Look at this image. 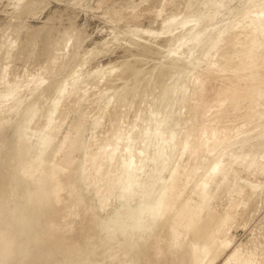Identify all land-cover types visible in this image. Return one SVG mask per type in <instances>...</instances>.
<instances>
[{"label":"rangeland","instance_id":"374dc122","mask_svg":"<svg viewBox=\"0 0 264 264\" xmlns=\"http://www.w3.org/2000/svg\"><path fill=\"white\" fill-rule=\"evenodd\" d=\"M72 1L73 3L71 2V0L65 1L66 4L63 3V5L62 2H57V0H46L45 3L46 5L48 3V5L46 6L44 4V6H41L36 16H31L28 18V15H23L25 18H22L23 16H18L19 13L17 14L16 11L18 10L19 6H23L24 0H0V20L2 19L1 16H3L4 20V22L2 20L0 21V34H2V31H4L5 29L4 34L0 35V45H4L6 42L11 43L12 34H17L15 33L17 32V28H20L19 30H24L22 28H27L28 31H32L33 27L31 26L32 24L29 21H35L36 19L39 20L41 22L39 28L40 30H44V28H41L43 26H45L46 29H48L50 25L54 26V21L51 22L52 24L49 23L54 19L55 16L51 14H55V11L56 14H58L57 12H59V14H62V12L65 11L66 8V10H68L69 8V10H73H70V14L71 12L72 14L73 12H75V15H73L74 18L76 17L75 21H72L73 18L71 15L70 18L68 15H66L71 22L68 23V19L66 17L64 18V20H62V24L64 23V27L68 26L70 28V24L74 22L72 24L74 26L72 27L77 26L75 31L78 32L76 37L73 36L74 38L72 40V45L69 48L71 51L68 49L65 52V54L71 56V52L80 50L85 41L94 39L92 37H95V39H103L104 34H102V32H104V30H106L107 28L105 25H110L109 27L112 30L113 36H115V32L116 35L118 34L120 35V37L122 36V38L119 39L124 40L128 35L135 38L140 35H138V33L134 31L135 27L139 26L145 30H152L150 28L154 20H156L157 18L159 19L162 16H166L167 14L172 15L176 13L170 9L174 6L180 8V11H183L185 15L190 13L199 16L200 8L202 5L201 2H203V0H192L193 3L191 6L187 4L190 2L189 0H187V2L186 0H180V5L178 4L179 2L173 4L174 6H171L170 4L169 6L164 5L161 9V14H159V12H155L156 10L154 9H156V6L160 1L157 2L158 0H150V3L149 1L145 0V3L141 4V6L143 7L140 6V10L137 9V11L141 14L137 13V15L135 16L131 15L121 17V19H119L118 21L110 23L106 18L105 12H102L100 10L101 8L107 10L111 5L112 0ZM181 2H183L184 4ZM57 3H60L61 6ZM53 4H55L56 6H54L55 9L54 7H51V5L53 6ZM57 5L62 9L66 6L67 7L64 10H61L60 7L57 8ZM71 5L73 7H71ZM25 6L23 8H26ZM48 7L53 8L52 11ZM244 7L245 5L242 0H224V2L220 4L219 8L223 12H225L228 17L236 19L240 16ZM191 8L193 9L191 10ZM79 9H82L81 11L83 12H80ZM49 10L52 13L48 15L46 13H48ZM110 10L108 9L107 12ZM60 11L62 12L60 13ZM88 11H91V15H89L90 13H88ZM99 11L102 12L101 15L99 14ZM14 13L16 16L14 15ZM40 14L43 15V17H40ZM83 14L84 17L81 16ZM100 16L102 17V19ZM79 18L81 20H79ZM48 19H50V21ZM65 19L67 22L65 21ZM100 19H104V22ZM26 21H28L29 23L26 24ZM56 21L58 20L56 19ZM78 21L80 22V24L78 23ZM15 22L18 25L21 23L19 27L16 28L17 24ZM86 22L90 26H88ZM12 23H14L15 25H12ZM78 24L81 27H79ZM99 24H101V26ZM215 25V22L206 25H203L201 22V24L198 25L197 28H200V35L204 40L207 39L209 33L212 31V27H214ZM133 26L135 27L132 29ZM29 27L30 29H28ZM98 27H100V29ZM86 28H91L94 35H92V37H89L87 40H84V38L86 39V37H84L85 33L87 32ZM53 29L50 30L52 31ZM28 31L26 32L27 36L25 35L26 33H24V37L26 36L25 40L29 41L30 44H27L29 42H23L24 45L22 44L23 46L27 44V49L31 45V41L29 40V38L32 36L31 32L29 31V34ZM75 31L74 33L76 34ZM50 32L47 33V36H49ZM55 33L50 34L51 39L53 38V35H55L54 38L59 35V31L57 32L58 34ZM7 34H10V39L8 41H6ZM110 36L108 37L110 38ZM27 37L28 40L26 39ZM115 37L118 38L119 36ZM34 38H32V41H34ZM81 38L84 41L83 43ZM35 39H37V37ZM111 39L114 40V37H112ZM107 40L108 39H106L105 41L104 39V42L102 41L103 44L106 42L103 46L106 50L102 48V51L100 48L101 51L99 50V52L101 53L96 55L97 57H95L94 62L96 63V60L100 61L98 59L100 56V59L102 58L103 65L108 61L119 62L122 59L124 60L125 56H127L128 54L127 50H129V46L128 49H126L127 47H121V49L114 41L110 43L108 42L110 40ZM74 43L78 45L75 46L76 44L74 45ZM114 43L117 45V47H115L116 45ZM228 44V42L225 43V45ZM36 45L39 46L38 44ZM36 45L35 47L34 45H32L31 47H29V49L32 51L31 48L34 47L35 49L33 50L36 51ZM111 45H113V48L115 47L114 53L117 51V56L116 53H113L112 57L109 60H106L105 56L103 58V55H109L106 54V52L113 49ZM149 45V43H146V47L144 48H147ZM23 46H21V48ZM74 47L76 48V50H74ZM18 48V46H15L11 54V57L12 55L13 57H7L5 60H8V58H10L9 60L12 59V62L16 63L14 59H19V57H21L19 53H21L23 49L19 48V52ZM38 48L41 47L39 46ZM16 49H18L17 57L15 56L17 55L15 54L17 52ZM44 51L43 53H41L40 49L41 55L37 53V51V55L35 53L33 56H30L31 52L27 50V53L29 52V56H26L25 52V56L27 58L25 59V63L21 62L22 60L19 61V64L21 65L19 66L22 68L20 71V76L17 78V80L13 79L11 82H9L5 79V77L0 79L1 112L5 111L7 107L15 102L14 96L16 93L19 92L20 96H23V94H25L24 96L26 97L28 93L32 92L35 89V83L43 75V70L42 68H40V62L43 61L46 57L45 55L47 53L44 54ZM68 51H70V53ZM160 51L164 52L163 50ZM23 54L24 53H22V55ZM174 54L177 55L178 53ZM215 54L216 49H213L212 52L206 51L204 54L200 53L198 55L196 63H194V66L191 65L187 67V64L184 61L183 63H181V61V64L177 67L175 75L169 80L168 83L173 82V85L174 83H176L175 85H177L178 81L180 79H183L182 83L179 85V88L173 91L174 95H177V103L175 102L176 104H174V107L170 108L166 116L165 123L169 122L170 127L162 124L158 129L157 127H154L146 130V133L150 134V137H153L155 159L150 162V164L148 165L149 167L147 166L146 171L139 174V177L137 178V181L135 183L134 195L132 197L129 196L128 189H125L123 187V184L119 181L123 176V171H121L122 173L119 172L117 175V177H119L120 179L110 184V172L108 171V173H105L104 176L103 169L97 166L96 160L89 162L86 159L85 153L83 152L80 154V158L78 160H74L77 157L74 145L81 129L85 127L87 123H92L95 119L88 116V111L85 108L87 99L90 97L91 90H87L86 93L79 98V100L77 101V105L75 106L76 108L74 107L73 110H67L65 103L73 102L74 97L82 93V86L84 85L83 81L85 80L87 84L91 81L92 75L99 71L101 67H103L101 61L99 62L100 64L96 63V65L94 63V65L93 59L91 58L92 61L91 59H88L85 63L79 64L80 66H76V62L78 61V59L73 58V60L70 58V61L68 60L69 62L67 61L66 65L63 64L64 67L62 66V70L60 71V73L58 72V75H55L53 81H56L55 79H57L58 81V79L64 76L66 77V71H69L72 67L76 66L75 70L72 71V74H70V76L73 75V80L67 82V84L59 89V93L62 99L60 101H56L50 107L49 112L47 113L48 121H51L56 117V115H58L57 113H59L60 109L67 111V121L64 125L65 133H62V135L60 134V138L65 134L66 136H68V141L65 140L60 146H58V142H56L55 144H53V148L51 149L50 145L53 142L52 136L49 134L45 136L43 143L48 145V148L50 149L49 153L51 154V159L50 157H46L48 159H46L43 164L32 167L33 163L36 162V150L31 151V143H33V139H37V135H41V128L28 127L27 130L23 132L24 137L21 140L16 141L18 138V134L12 135L9 139H6L1 135V132L5 127V123H0V257L6 256L9 264H196V255L201 250V248L204 247L202 241H204L205 239H212L214 240L213 249L203 259L202 264H225L226 262L228 264H246L245 260L246 258L248 259V257H251L250 262L253 259L263 261L264 241H259L257 245H254V235L252 234V231L257 230V226H259L258 224L262 223L264 215V205L261 207L260 212L254 217V220L249 222L248 224H245L244 222L242 223L243 215L236 219L232 228L229 230L230 235L234 236H232L233 240L230 244L223 245L222 241L215 237V235L217 231L216 222H218L224 215V212H220L221 206L219 205L223 202H228L230 196L229 192L224 191L223 188L225 186H230L234 190L235 198L245 201L243 204L242 213H246L252 203L253 196H255L253 195V193H251V189L253 187L260 188L264 185V169L258 170L257 168L259 166H256L257 164H260L264 159L257 160L255 157H249L247 155V162L242 163L237 168L235 167L234 163V161L237 159L235 157L226 162V164L224 163L222 167L215 165V182H213L207 188V192L203 196H199L193 192V184L192 182L189 183L188 178L183 180V175L185 173L187 174V170L188 174L193 173L196 169V166L200 164L199 161L203 158L202 155L206 153V151H204L205 148L196 149V147L191 145L190 140L187 137V133H185L186 128L190 123L188 119H192L194 116L192 110H190V112H186L188 111L187 108L189 106L195 107V111L198 114H201L204 109H207L206 115L202 116L204 118L201 117L200 121H206L209 125L214 120L215 115L222 116L225 111L223 109L224 104L229 100L232 89L235 86V84H228L226 86H223V83L225 81L218 78V75L216 74H214V76H216L217 78L214 77L212 79L208 78V76L206 75L207 73H213L215 71L214 68L216 65L211 61L212 57ZM143 55L136 56L139 57L138 59L135 57L134 61L137 60V63H134L135 65H138L140 58V61H143L144 59L146 61V58L144 57L145 55ZM38 56L40 57V61L37 60L39 64H37L35 61L33 62L32 60L37 59ZM47 56H49V54ZM41 57H43V60H41ZM30 60L35 64H33V68L31 67L32 65H30ZM168 60H170L171 62L175 59L171 57L168 58ZM133 62L132 65H134ZM1 64L2 62H0V65ZM87 64H90L89 67ZM35 67H37L36 69L38 70H35ZM130 67H132L131 64ZM141 67L142 66H140V69L139 66L137 67V71L139 73H142L139 77H141V75L143 76L145 70L147 71L148 69L147 67H144V65L142 68ZM63 68L65 69L63 70ZM130 69L131 68H129L128 70L130 71ZM195 71L197 72L195 73ZM147 74L148 71L145 75ZM144 76L142 77V79L144 78ZM242 80L245 82L244 78L241 77L238 82H241ZM141 81L142 80H140V82ZM243 81L241 83L244 86L245 83ZM140 82H138L137 84H139ZM105 88L106 87L102 89V92H105ZM240 94L244 97L247 92L243 88ZM178 102L180 104H184L185 102V104L183 107H179L180 104ZM104 103L110 105L109 99L106 98V102ZM177 104H179L178 107H176ZM17 106L18 104L13 108L15 114H18L22 108L21 106ZM249 109L250 108H248L247 110ZM250 110L247 111L246 116L248 117H235L231 123H228L226 117L220 118L221 123L219 122L216 128H226V134H224L222 143L233 133L237 135L239 139L238 141L243 142L244 144H248V146H253L255 142L259 141L257 139H260V136L254 135L256 133L255 130L258 129V125H261V122L259 123L255 120V117H257V115H254V113L251 112L252 110ZM36 118L39 122L43 120L39 112L37 113ZM249 120H251V124L247 125V122ZM98 125L100 126V124ZM169 129L172 130V136L174 137L175 141V156L173 157L171 155L164 158L162 143L168 141L166 140V137L168 136ZM214 139L217 140L218 137ZM94 141H97L96 137H94ZM191 149L195 151H192ZM210 163L211 161L209 160L205 164L204 168L207 167ZM165 164L170 165L171 171H162V168L165 166ZM33 169L35 170L33 171V173H31V170ZM228 174H231L232 177L226 178L228 177ZM162 176H164L166 179V183L164 184L165 186L161 185ZM224 179H226L225 182ZM180 180L182 181L180 182ZM243 184H245L244 188H242ZM166 200H168L167 205L164 204ZM134 208H140L141 214L144 218V229L137 231L126 241H124L125 238H123L124 235L122 234V230H118L117 236L118 239L122 242L120 245H118L117 239L101 242L100 239L104 236L103 234L105 232V227L111 225L112 223H118L119 221L122 222L123 219L127 220V214L129 213V210ZM206 212L207 215H205ZM190 214L198 215L193 220L196 225L192 223L193 221L190 222L191 224L185 223V220ZM201 215L205 218H208L207 222H204V220L202 221V219L200 218ZM231 221H233V218L231 219ZM203 225L205 231L202 233L203 236L198 238L199 235L196 236L194 230L195 228L201 227ZM131 230L132 229L128 231L130 232ZM89 241L90 243H92L91 245H89ZM137 243L139 247L136 246ZM251 243L253 244V246L251 245ZM87 245H89V247ZM134 245L137 248H133ZM243 245H247L251 248H241L238 250V252L234 253L237 247L239 248ZM116 246H118V248Z\"/></svg>","mask_w":264,"mask_h":264},{"label":"bare ground","instance_id":"6f19581e","mask_svg":"<svg viewBox=\"0 0 264 264\" xmlns=\"http://www.w3.org/2000/svg\"><path fill=\"white\" fill-rule=\"evenodd\" d=\"M58 1L60 3L62 2L63 4L65 3V1H70V0H57V2ZM146 1L150 2V0H146ZM189 1L190 2L187 4L192 6L193 1L192 0ZM45 2L46 0H24L23 6H19L17 10L18 12L16 11V13L17 14L19 13L18 16L21 17L23 15L26 16L28 15V18L31 16H36L40 7L44 6V4L46 5ZM71 2L73 3L72 0ZM157 2H159V4L157 3L158 5L154 10H156L155 12H159V14H161L162 12L161 9L163 8L164 5L169 6L170 4L172 6L177 2H179L178 4L180 5V0H158ZM222 2H224V0H203V2H201L202 5L200 8L199 16L190 13L185 15L183 11H180V8L173 5L174 7L170 9L176 13L172 15L167 14L166 16H162L159 19L157 18L156 20H154L150 28L152 30L149 31L139 26L137 27L133 26L132 29L135 27L134 31L138 33V35L140 34L138 37L135 38L129 35H128L129 37L125 35L127 37L126 39L124 38H123L124 40L119 39L122 38V36L120 37V35L118 34L116 35V32L114 33L115 36H119V37L117 38L113 36L112 30L109 27L110 25L108 26L105 25L107 28L106 30H104V32L105 31L106 32L105 33L102 32V34H104L103 36L104 38L95 39V37H92V35H94L92 29L86 28L87 32L85 33V36L83 35L84 37H86V39L83 37L84 40H87L89 37H92L94 39L90 38L91 40L85 41V43L80 48V50L71 53H70L71 50L69 48L72 45L73 38L76 37L78 32L75 31L77 26L72 27L74 26L72 25L74 22L70 24V28L68 26L64 27L65 26L64 23L62 24V20H64V18L66 17L68 19V16L69 18L72 16L73 18V20L71 19L72 21H75L76 18L73 17V15H75L74 14L75 12H73V14L71 12L70 14L71 9L69 10L68 8L69 11L66 10L67 6L65 7L66 9L65 8L62 9L60 7L61 6L60 3H57L60 5V6L57 5V8L60 7L61 10L65 9V11L63 12L60 11V13L62 12V14H59V12H57L58 14H56V11L55 14H51L53 8L48 7L49 9H51V11L50 10L49 12L47 11L48 13L46 14L48 15L51 14L53 16L54 15L56 16V17L54 16V19L51 21L50 19H48L50 21L49 23H51L52 21L55 22L56 19L58 21H56L55 23L53 22L54 26L50 25V27L48 26L49 28L47 27L48 29H46L45 26L41 27L44 28V30L41 29L43 31L39 29L41 22L36 19L38 16L35 18L36 19L35 21H29L32 24L31 26L33 27L32 31L29 30L32 36L30 37L28 35L30 37L29 40L31 41V45L29 47H31L32 45H34L35 47V45L38 44L41 48H38L39 46L36 45L37 46L36 51L33 50L35 49L34 47L31 48L32 51L29 49V47L28 49L26 47L30 44L29 41L25 40V37L27 36L26 32L28 31L27 28H22L24 30H19L20 28L18 29L17 27H19V25L22 22L20 21L21 23L19 22L20 23L19 25L15 22L18 25V26L16 25L17 32H15L17 34L16 35L12 34V42L11 43L6 42L4 45H0V62H2V64L0 65V79L5 77V79L9 82H11L13 79L17 80V78L20 76V71L22 68L20 67L21 65L19 64V61L22 60L21 62L25 63V59H27L26 56L29 54V52H31L30 56H33L37 51H38L37 53L41 55V53H43L44 50L47 51V52L44 51V54L46 53L47 54L45 55L46 57L44 58V60L43 57H41V60L43 61L40 62L41 65L40 68H42L43 70V75L35 83L36 86L35 89L33 91L31 89L32 92L28 93L26 97L24 96L25 94H23V96H20L19 92L16 93L14 96L15 102H13L9 107H7L5 111L3 112L0 111V123H5V127L3 128L1 135L4 136L6 139H9L12 135L18 134V138L16 140L18 141L24 137L23 132L26 131L28 127L41 128L42 129L41 135H37V139H33L34 141L33 143H31L32 144L31 151L36 150V154H35L36 162L33 163L32 167L43 164L46 161V159H48L46 157H50L51 159V154L49 153L50 149L48 148V145L43 143L45 136H47L48 134L52 136L53 142L50 145L51 149L53 148L52 147L53 144H55L56 142H58V146H60L61 144H63L65 140L68 141V136H66L65 134L63 135V137L60 138V134L62 135V133H65L64 125L67 121L66 119L67 111L60 109L59 113H57L58 115H56L54 119L48 121L47 118V113L49 112L50 107L56 101H60L62 99L59 93V89L65 84H67V82L73 80L72 79L73 75L70 76V74H72V71L75 70L76 66L85 63L88 59L90 60L91 58L93 59V64L95 63L94 61H95V57H97L96 55L101 53L99 52L100 48L101 50L102 48L104 49L103 46L106 43L105 42L103 44L104 39L105 41L106 39L110 40V41L107 40L110 43L114 41L116 44H118L120 48L127 47L126 49H128L129 46V50H127L128 51L127 56H125L124 60L122 59L119 62L108 61L106 63L104 62L105 64L103 65L102 58L100 59L101 56L98 55L100 56L98 59L102 62L103 67H101L99 71H97L95 74L92 75V79L88 84L86 83L85 80L83 81L84 84L82 86L83 91L78 96L74 97L73 102L71 103L68 102L65 104L67 110L68 109L73 110L74 107L77 105V101L79 100V98L83 94H85L87 90H91L90 97L87 99L85 108L88 111V116L93 117L95 119L92 123H87V125H85V127L81 129L79 136L77 137V140L74 145V149L77 153V157L74 160L75 161L78 160L82 152L85 153L86 159L89 162L96 160L97 166L103 169V175L105 173H108V171L110 172V178H109L110 184L120 179L119 177H117V175L119 172L122 173L121 171H123L122 174L123 176L119 181L123 184V187L125 189H128L129 191L128 194L130 197H132L134 195L135 183L137 181V178L139 177V174L146 171L147 166L150 164V162L153 159H155L153 137H150V134L146 133V130L154 127H157L158 129L162 124H165L166 126L170 127L169 122L165 123L166 116L170 108L174 107V104L177 103L176 102L178 100L176 97L177 95L175 96L173 91L179 88V85L182 83L183 79H180L179 80L180 82L178 81L177 85H175L176 83H174L173 85V82L168 83L169 80L175 75L178 65L183 63V61L187 64V67L191 65L194 66V63H196L198 55L200 53L204 54L206 51L212 52L213 49H216V54L212 57L211 60L216 65L214 68L215 71L213 73H207L206 75L210 79L216 77L214 76V74L218 75V78H220L221 80L223 79L225 81L223 83V86H226L228 84H235L234 88L232 89V93L229 100L224 104L223 109L225 111L222 114V116L215 115L214 120L213 121L211 120L212 123L209 125L206 121H200L201 117L206 115L207 109L206 110L204 109L202 113L200 112L201 114H198L195 111L196 110L195 107L189 106L187 108L188 111H186V112H190V110H192L194 113L193 118L188 119L190 123L186 128V132H185L187 133V137L190 140V144L196 147V149L205 148L204 151H206V153L204 152L205 154L202 155L203 158L199 161L200 164L196 166V169L194 170L193 173L188 174V170H187V174L185 173L183 175V180L188 178L189 183L192 182L193 184L192 186L193 192L199 196H203L204 194H206L207 188L213 182H215V165L222 167L224 163L226 164V162H228L229 160L235 157L237 159L234 161V163H235V167L237 168L242 163L247 162L246 161L247 155L249 157H255L257 160L264 159V126H263L264 124L263 123L264 122V0H242L245 7L242 10L240 16L236 19H232L228 17V15L219 8ZM143 3H145V0H118V1L112 0L111 5L108 7L109 10L111 9L110 11L107 12L108 9L104 10L103 8H101L100 11L105 12L108 22L113 23L121 19V17L131 16V15L135 16L137 15V13L141 14L137 11V9H139L141 4ZM24 6L26 8H23ZM54 6L55 4H53V6L51 5V7ZM71 7L73 6L71 5ZM193 8H191V10ZM79 10L80 12H83L81 11L82 9ZM90 12L88 11V13ZM102 12H100L99 14L101 15ZM89 15H91V13ZM58 16L61 18H59ZM81 16L84 17V14ZM40 17H43V15H41ZM1 18H2L1 20L4 22L3 16H1ZM22 18L25 17L23 16ZM69 20L70 19H68V23L71 22ZM79 20L81 19L79 18ZM26 22H27L26 24L29 23L28 21ZM201 22L203 25L213 22L216 23V25L212 27V31L209 33L206 40H204L201 37L200 28H197L198 25L201 24ZM78 23L80 24L79 21ZM12 25L15 24L12 23ZM99 25L101 26V24ZM88 26L90 25L88 24ZM53 28L57 31H55ZM98 28L100 29V27ZM28 29H30V27ZM50 29H53L54 31L53 30L51 31ZM47 30L49 32L51 31L50 34L51 33L53 34L55 32H56L55 34H58L57 32L59 31V35H57L56 38H54L55 35H53L54 39L53 38L51 39L50 34L49 36H47V33H49ZM74 31L76 32V34L74 33ZM4 32L5 29L4 31H2V34L0 35H3ZM24 33H26L25 37H24ZM108 36H110V38ZM23 37L26 42L23 40ZM34 37L35 38L37 37V39H35ZM112 37H114V40L111 39ZM32 38H34L33 39L34 41H32ZM9 39H10V34H7L6 41H8ZM26 39L28 40V37ZM81 40L83 43L84 41L82 38ZM23 42L24 43L29 42V43H27L28 45L26 44L25 46H23L24 45ZM224 42L225 43L228 42L229 44L225 45ZM146 43L147 44L149 43L150 45L147 48H144L146 47ZM75 44L76 43H74V45ZM77 45L78 44H76L75 46ZM15 46H18L20 49L23 48L21 53H19L21 57H19V59H14L16 63L15 62L13 63L12 59L9 60L10 58H8V60H5L7 57H11L13 48H15ZM21 46L23 47L21 48ZM112 46L113 45H111V47ZM115 47H117V45ZM115 47L114 48L112 47L113 49L110 51L107 52L105 51L106 54L109 55L107 56L103 55V58L105 56L106 60H109L114 53ZM18 49H16V51ZM20 49L18 50L19 52ZM26 49L29 51L28 53ZM40 49H41V53H40ZM68 49L70 50L68 52L71 54V56L65 54V52ZM74 50H76V48ZM160 50H163L164 52H161ZM18 51L16 53L14 52L15 54H17L15 55L16 57L18 56ZM25 52H26V56H25ZM22 53L24 54L22 55ZM174 53H178V54L175 55ZM48 54L49 56H47ZM138 55L140 56L143 55L146 58V61L145 59L143 61H140L141 59L140 58L138 65H135L134 63H137V60L136 61L134 60L135 57ZM171 57H173L175 60L170 62L168 58ZM39 58L40 57L38 56L37 59L35 60L32 59V60L33 62L35 61L37 64H39L37 62ZM70 58L78 59V61L76 62L77 65L72 67L69 71H66V77L64 76L58 79V81L57 79H55L56 81H53L55 75L58 72L60 73V71L62 70L61 68L63 64L66 65V62L68 60L70 61ZM136 58L138 59L139 57ZM100 61L96 60V63L98 64ZM33 62L31 61V64L29 63L30 65H32L31 66L32 68L34 64ZM132 62L134 65H132ZM130 64L132 67H130ZM143 65L144 67L148 68V69L146 68L148 74L145 75L147 72L145 70V73L143 72L144 73L143 76L144 75L145 76L142 79L143 77L142 75L141 77H139L140 74L142 73H139L137 71V67L139 66L140 69V66L143 67ZM36 68L37 67H35L34 69L38 70ZM129 68H131L132 70L130 69L129 71L128 70ZM64 69L65 68H63V70ZM196 72L197 71H195V73ZM240 77L244 78L245 80V82L242 80L245 83L244 86L241 83L242 81L238 82ZM140 80L142 81L140 82ZM138 82H140L141 85L140 83L137 84ZM104 87H106L105 92H102V89ZM243 88L247 92V94L244 97L240 94ZM106 98L109 99L110 105L104 103L106 102ZM17 104L22 108L19 107L21 108V111L18 114H15L13 108ZM179 104H177L176 107H178ZM184 104H180L179 107H183ZM248 108L252 110L251 111L249 109L251 112L254 113V115H257V117H255V120L259 123L261 122V125H258L259 126L258 129L255 130L256 133L254 135V136H260V139H257L259 141L255 142L253 146H248V144H244L243 142L238 141L239 139L237 135L233 133L228 138H226L222 143V140L224 139L223 138L224 134H226L225 133L226 128H222V129L216 128L220 122V118L226 117L228 123H231L235 117L246 116L247 111H249L247 110ZM38 112L40 113V116L43 118V120L40 122L37 121L38 119L36 118ZM98 124H100V126ZM250 124H251V120L247 122V125ZM94 137L97 138L96 142L94 141ZM216 137H218L217 140L214 139ZM166 138H167L166 140L168 141L165 140L166 142L162 143V151L164 153V158L171 155L174 157L175 156L174 149L176 147L171 129H169L168 136ZM209 160L211 161V163L204 168L205 164ZM256 166H259L257 168L258 170L264 169V160L260 164H257ZM34 170L35 169L31 170V173H33ZM162 171H171L170 165L165 164V166L162 168ZM230 177H232V175L228 174V177L226 178H230ZM225 180L226 179H224V182ZM181 181L182 180H180V182ZM165 183H166V179L164 176H162L161 185H164ZM244 186L245 184L242 185V188H244ZM223 189L224 191H228L230 196L228 202L225 203L221 202L222 204L219 205L221 206L220 212H224V215L220 218L218 222H216L217 231L215 237L220 239L223 245H228L232 242L234 237L233 235H230L229 230L232 228L236 219H238L243 215L242 223L244 222L245 224H248L249 222L253 221L254 217L260 212L261 207L264 205V185L263 187L260 188L253 187L251 189L252 191L250 190L251 193H253V195L255 196H253L252 203L248 208V210L246 211V213L245 212L242 213L243 204L245 201L236 199L234 196V190L230 186H225ZM167 203L168 200L164 202L165 205H167ZM127 215H128L127 220L123 219L122 222L119 221L120 223L116 220L118 223H112L111 225L105 227L104 234L101 233L104 235L100 239L101 242L117 239L118 240L117 243L118 245H120L122 242L121 240L118 239L117 236L118 230H122L123 232L122 234L124 235L123 238H125L124 241H126L130 237H132L137 231L144 229L145 227V224L143 222L144 218L141 214L140 208L130 209ZM205 215H207V212ZM196 216L198 215L190 214L185 220V223L192 222ZM200 218L202 219V221L204 220V222H207L208 220V218H205L202 215L200 216ZM232 218L233 221H231ZM192 223H194V221ZM258 225L259 226H257V230L253 229L254 231H252V234L254 235V240H253L254 245H257L259 241H264V215H263L262 223ZM130 229L132 230L129 232L128 230ZM194 231L196 236L199 235L198 238L203 236L202 233L205 231L204 225L195 228ZM202 242L204 247L201 248V250L196 255V262H197L196 264H202L203 259L213 249L214 240L205 239ZM91 244L92 243H90L89 245ZM89 245L87 246L89 247ZM251 245L253 246L252 243ZM136 246H138V243ZM136 246L134 245V247L133 246L132 247L135 248ZM116 247L118 248V246ZM247 247L249 246L243 245L239 248L237 247L234 253L238 252V250L241 248L247 249ZM250 260L251 257H248V259L246 258L245 260L246 264H249ZM0 264H9V261L7 260L6 256L0 257ZM225 264L228 263L226 262ZM250 264H264V260L260 261L257 259L256 260L253 259L250 262Z\"/></svg>","mask_w":264,"mask_h":264}]
</instances>
